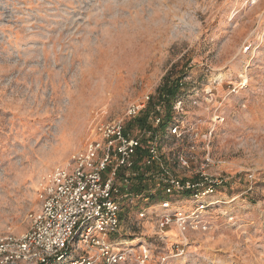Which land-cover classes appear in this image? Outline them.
<instances>
[{"label":"rangeland","instance_id":"rangeland-1","mask_svg":"<svg viewBox=\"0 0 264 264\" xmlns=\"http://www.w3.org/2000/svg\"><path fill=\"white\" fill-rule=\"evenodd\" d=\"M167 72L180 131H212L215 204L179 203L184 238L157 237V207L123 211L130 263L146 246V264H264V0H0V237L26 232L40 178Z\"/></svg>","mask_w":264,"mask_h":264},{"label":"built area","instance_id":"built-area-1","mask_svg":"<svg viewBox=\"0 0 264 264\" xmlns=\"http://www.w3.org/2000/svg\"><path fill=\"white\" fill-rule=\"evenodd\" d=\"M153 101L146 95L128 105L121 119L97 123L81 149L40 178L39 206L29 214L28 230L0 237V264H129L137 251L119 238L123 211L141 206L136 213L145 220L148 209L159 208L151 215L158 221L157 237L165 239L169 228L183 237L193 220L181 201L190 200L195 210L215 204L203 205L218 185L204 171L216 163L210 155L212 131L186 136L177 120L182 98L168 106L150 105ZM170 140L175 148L167 154ZM138 252L140 264H146V246Z\"/></svg>","mask_w":264,"mask_h":264},{"label":"trees","instance_id":"trees-1","mask_svg":"<svg viewBox=\"0 0 264 264\" xmlns=\"http://www.w3.org/2000/svg\"><path fill=\"white\" fill-rule=\"evenodd\" d=\"M171 72H167L162 77V82L160 86L156 89L157 96L154 97L156 103L164 101L168 106L170 102L178 97L180 91V78H173ZM151 102L150 105H153L154 102ZM167 119L171 117L170 109L167 110L166 114ZM165 125H163L164 127Z\"/></svg>","mask_w":264,"mask_h":264}]
</instances>
